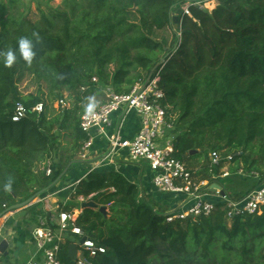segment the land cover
<instances>
[{
	"label": "trees",
	"instance_id": "obj_1",
	"mask_svg": "<svg viewBox=\"0 0 264 264\" xmlns=\"http://www.w3.org/2000/svg\"><path fill=\"white\" fill-rule=\"evenodd\" d=\"M195 1L62 0L53 5L47 0L37 3L33 18L31 3L0 0V54L11 49L17 57L5 66L0 56V217L9 205L55 182L88 138L76 109L50 116L42 95L22 94L20 71L44 83L52 100L69 92L77 101L105 86L128 92L136 82L158 75L167 119L175 127L174 155L186 161L222 152L221 163L207 166L211 171L203 175L222 184L214 174L231 154L232 162L239 160L253 172L250 180L256 173L263 179L251 182L250 190L264 182V0H217L213 9ZM186 2L192 3L191 15L177 16L173 40L156 39L154 32L175 23L172 11ZM22 37L33 43L30 62L18 51ZM94 76L98 83L91 82ZM82 85H87L84 93ZM18 101L28 108L43 102L44 109L13 121ZM69 134L71 146L61 148L60 138ZM193 149L198 151L185 156ZM48 160L50 175L43 168ZM139 192L137 183L117 171L93 170L77 183L76 196L92 195L110 212L85 207L76 221L106 247L91 257L93 264H264V206L229 219L220 201L211 215L170 223ZM30 210L37 212L34 206ZM69 244L60 253L66 264H72Z\"/></svg>",
	"mask_w": 264,
	"mask_h": 264
},
{
	"label": "built area",
	"instance_id": "obj_2",
	"mask_svg": "<svg viewBox=\"0 0 264 264\" xmlns=\"http://www.w3.org/2000/svg\"><path fill=\"white\" fill-rule=\"evenodd\" d=\"M216 1L196 0L194 3L209 8V3L215 5ZM191 4V2L180 4L172 11V17L180 13L191 15ZM176 27L177 30L179 24L176 23ZM159 81L158 75L149 76L136 82L130 91L122 93L105 86L102 90L105 94L104 100L81 113L80 127L87 133L88 138L83 142L79 158L89 159L91 155L102 152V161L122 156L133 162H147L153 172L154 185L158 189L174 195L187 194L190 197L181 206L165 213L167 222L211 215L217 211L218 202L208 198L207 191L194 182L193 172L186 162L174 155V135L171 133L174 124L167 119L166 105L162 102L165 93ZM91 82L98 83V78L94 76ZM86 90L87 85L80 87V92L84 93ZM58 102L63 109L71 107L66 95ZM43 109V102L28 108L23 102L18 101L14 107L12 120L19 121L29 113L39 114ZM132 114L139 117L140 125L133 136H125L123 127ZM115 117H117V125H113ZM97 137L104 140L101 150H93ZM232 160L231 154L225 156L226 162ZM221 161L222 157L218 151H213L211 163L219 165ZM43 168L50 175L52 161L45 162ZM225 175H228V172H225ZM207 188L210 186L207 185ZM73 195L81 203L91 201L92 196H76V188L73 190ZM42 196L39 201L45 199ZM220 197V201L226 204V216L229 219L236 214L256 213L264 206V182L240 198L232 199L227 194H221ZM3 206L6 207V204ZM78 216L79 213L74 210L63 209L55 214L39 215L38 222L32 230L39 258L33 259L30 264H66L62 261L60 253L67 241L77 245L76 255L73 261L71 260L72 264H93L91 257L105 253L106 247L89 237L77 224ZM84 237L85 240L81 242Z\"/></svg>",
	"mask_w": 264,
	"mask_h": 264
},
{
	"label": "crops",
	"instance_id": "obj_3",
	"mask_svg": "<svg viewBox=\"0 0 264 264\" xmlns=\"http://www.w3.org/2000/svg\"><path fill=\"white\" fill-rule=\"evenodd\" d=\"M69 96V93L68 95ZM105 94L101 91L91 92L88 95L82 96L86 102L91 99L104 98ZM117 116V115H116ZM117 117L113 121V125H117ZM140 125V119L136 114H132L125 121L123 127V135L133 136ZM175 128V127H173ZM173 135L175 133H172ZM93 150H101L104 140L100 138L95 139ZM187 166L193 172V180L199 184L204 191H207L208 198L219 202L221 200L220 193L207 188L211 185L209 180L203 179V175L208 174L211 170L207 166L213 165L211 163V153L203 158L187 159ZM67 169L64 175L50 188L46 193L35 196V198L27 205L10 209L11 205L4 211L0 217V235L8 241L7 253L0 252V264H30L33 259L39 258V252L33 241L32 230L38 222V216L43 214H55L60 210L76 211L79 215L83 211V206L74 195L73 190L77 183L85 178L87 174L93 170L100 171H117L121 173L128 180L137 183L140 187L138 197H144L152 201L155 207L163 212H167L173 208L181 206L183 202H187L190 197L187 194L174 195L172 193L163 192L158 189L153 182V172L147 162H133L125 157H116L113 160H103L102 152L95 153L89 159H80L77 156L66 165ZM225 171V170H224ZM241 170H238L235 175H238ZM64 172V171H63ZM227 172V171H225ZM225 172L221 174H214V177L222 182H217L223 187L229 185V181L224 178ZM236 193L229 188V192H233L235 196H242L251 188V180L246 177L241 178V183L235 181ZM43 195V196H42ZM44 198L39 201V198ZM47 196V198H46ZM25 201V200H24ZM19 203V202H17ZM15 204V203H14ZM31 204V205H30ZM13 205V204H12ZM36 207V213L30 208ZM48 213V214H47Z\"/></svg>",
	"mask_w": 264,
	"mask_h": 264
},
{
	"label": "rangeland",
	"instance_id": "obj_4",
	"mask_svg": "<svg viewBox=\"0 0 264 264\" xmlns=\"http://www.w3.org/2000/svg\"><path fill=\"white\" fill-rule=\"evenodd\" d=\"M23 1L27 5L30 3L32 4L33 8L30 11L29 16L35 18L37 15V3L38 2L42 3V1L44 2L47 0H23ZM48 1H50V3L53 5H58L62 2V0H48ZM209 4H210L209 9H213L214 4L213 3H209ZM133 17H131V19H134ZM176 28H177L176 23H173L171 26H167L164 29L156 30L153 35L156 39H162L164 37H167L169 42H170L171 40H173V37H174L173 29L175 30ZM17 79L19 81V88H20V91L22 94L27 95L29 93H32V94L37 93V94H40L44 97V100L47 102L48 115H50V116L56 115V114L61 113L63 111V108L59 105L58 100L57 99L52 100L53 98H51L46 85L44 83L37 82L32 73L20 71L17 74ZM68 93L69 92H65V95L67 96ZM67 98L70 101L71 107L76 109V111H77L76 114L79 118L81 116V113L85 109L92 108V107L97 105V102H101L104 100V98H100V99L98 98L95 100L89 99L86 102V99H84V100L80 99L79 101H77L75 96H72V97L67 96ZM64 133L65 132L62 130L60 135H62ZM68 133H72V131L69 130ZM71 144H72L71 134H69L66 137L60 138L61 148L63 146L64 147L65 146L70 147ZM218 153L220 155L222 154V152H218ZM68 155L69 154L65 150L63 151V149H60V156H64L63 158L67 159ZM76 155L79 156L78 150H77ZM189 159H195V158L191 157ZM224 170L228 172V175H225V177H224L229 181L228 187L229 188L231 187L230 189H232V191H234V193H236V194H238V193L236 192V186L237 185H236L235 181L238 180V182L241 183V178L242 179H245L246 177L249 178L253 174V172L248 167H246L243 162H241L239 160L234 161V162H232V161L231 162H225L224 164H222L218 167L219 174L224 173L225 172ZM238 170H241L240 173L238 175H235V173ZM257 174L258 173H256L254 179L251 180V182H254L255 185L259 184V182L261 180H263L261 177H259V175L257 176ZM106 215L110 216L109 207L107 208V214Z\"/></svg>",
	"mask_w": 264,
	"mask_h": 264
},
{
	"label": "water",
	"instance_id": "obj_5",
	"mask_svg": "<svg viewBox=\"0 0 264 264\" xmlns=\"http://www.w3.org/2000/svg\"><path fill=\"white\" fill-rule=\"evenodd\" d=\"M180 12V9L179 11ZM177 16L174 17V21L177 22ZM198 150L196 149H193L191 150L189 153H186L185 156L187 155H191V154H194L196 153ZM67 169L64 170V172L62 173V175L55 181L53 182L49 187L37 192L33 197L25 200V201H22V202H19V203H15L13 205H11L10 209H16V208H19V207H22V206H25L27 204H29L34 198L35 196H38L44 192H46L47 190H49L50 188H52L55 183L64 175L65 171ZM210 189L211 190H214V191H220V193L222 195H226V192L224 190H222L221 188V185L217 182H213L211 185H210ZM82 206L85 208V207H92V208H98L99 210L103 211L105 214H107V207L106 206H99L95 201L91 200L89 202H85L82 204ZM85 240V237L81 240V242H83ZM7 248H8V241L6 239H4V237L2 235H0V252L2 253H7ZM76 251H77V245L72 243L69 245V255H70V258L71 260L73 261L75 255H76Z\"/></svg>",
	"mask_w": 264,
	"mask_h": 264
},
{
	"label": "clouds",
	"instance_id": "obj_6",
	"mask_svg": "<svg viewBox=\"0 0 264 264\" xmlns=\"http://www.w3.org/2000/svg\"><path fill=\"white\" fill-rule=\"evenodd\" d=\"M18 51L24 60L30 62L34 55L32 41L26 37H22L18 41ZM0 56L3 57V62L5 66H11L17 59L15 52L11 49L7 52L0 54ZM5 187L10 188L11 182H9Z\"/></svg>",
	"mask_w": 264,
	"mask_h": 264
}]
</instances>
